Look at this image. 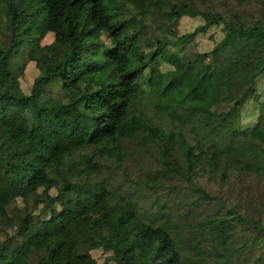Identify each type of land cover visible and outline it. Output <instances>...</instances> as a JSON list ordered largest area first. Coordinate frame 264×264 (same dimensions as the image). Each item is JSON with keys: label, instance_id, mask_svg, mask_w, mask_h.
Segmentation results:
<instances>
[{"label": "trees", "instance_id": "trees-1", "mask_svg": "<svg viewBox=\"0 0 264 264\" xmlns=\"http://www.w3.org/2000/svg\"><path fill=\"white\" fill-rule=\"evenodd\" d=\"M0 264H264V0H0Z\"/></svg>", "mask_w": 264, "mask_h": 264}, {"label": "rangeland", "instance_id": "rangeland-1", "mask_svg": "<svg viewBox=\"0 0 264 264\" xmlns=\"http://www.w3.org/2000/svg\"><path fill=\"white\" fill-rule=\"evenodd\" d=\"M109 2H114V0H108ZM121 9V12L120 13H122V17H123V8L121 7L120 8ZM127 31H129V29L127 28L126 29ZM27 34H29V35H34V34H40L41 35V39H40V43L41 44H46V43H49L51 40H52V36H51V34L50 33H48V27H47V25L46 24H43V25H39V26H37V27H34L33 29H31V30H29L28 32H27ZM45 63L44 62H41L40 63V67L41 68H44L45 67ZM159 84H160V86L162 85V79L161 78H157V80H156ZM196 84H197V80H194V81H191V82H188V86L190 87V88H192V89H194L195 87H196ZM198 118H203L204 116L203 115H198L197 116ZM210 117V116H209ZM208 119V121H215V119L214 118H207ZM207 143V142H206ZM13 245H12V249L11 250H13L14 248H15V245L17 244V243H15V242H13L12 243Z\"/></svg>", "mask_w": 264, "mask_h": 264}]
</instances>
